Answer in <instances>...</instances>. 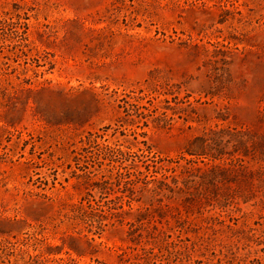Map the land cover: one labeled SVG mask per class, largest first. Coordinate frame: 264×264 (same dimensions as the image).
<instances>
[{"label":"rangeland","instance_id":"1","mask_svg":"<svg viewBox=\"0 0 264 264\" xmlns=\"http://www.w3.org/2000/svg\"><path fill=\"white\" fill-rule=\"evenodd\" d=\"M0 264H264V0H0Z\"/></svg>","mask_w":264,"mask_h":264},{"label":"trees","instance_id":"2","mask_svg":"<svg viewBox=\"0 0 264 264\" xmlns=\"http://www.w3.org/2000/svg\"><path fill=\"white\" fill-rule=\"evenodd\" d=\"M197 143H201L200 145H197L199 148H200V151H194V150H192L191 149V151H189V154L190 155H201V156H206L207 155V153H205L204 152V149L201 147V145L204 143V140L203 139H198L197 140ZM195 144H192V147L194 146ZM198 147H195V148H198ZM104 156V159L105 160H108L109 161V163L112 165V167L113 166H116L117 168H118V170H121V169H124L125 171H128V173L129 174H131L130 173V168L127 166V165H125L126 164V162H128V161H130L131 163V166L134 164V161H133V159H131V156L132 155H129V154H126V152H122V151H114V150H110V151H108L105 155H103ZM115 164H117V165H115ZM146 168V167H145ZM156 172V171H155ZM119 173V172H118ZM117 173V174H118ZM214 178H216L217 179V175H212ZM128 178H130L129 179V181H127V183L126 184H128V185H132V188L131 189H133V186H136L138 183H139V180L137 181V180H134V179H132L131 178V176H129ZM210 179V182H211V184H214V180H212L211 178H209ZM153 181H154V179H153ZM142 183H144L145 185H147L148 183H149V180H145V181H142ZM133 199H129L128 201H126L127 202V206H128V208H129V210L128 211H132V207H131V201H132ZM118 209H121L122 211H124V209H123V205L121 204V205H118ZM148 213H150V215L152 214V212H148ZM141 212H137V214H136V221L137 222H140L143 218H141ZM139 215V216H138ZM157 215L162 219V218H164V217H166V215H164V212H163V210H161V211H159V212H157ZM154 217V216H153Z\"/></svg>","mask_w":264,"mask_h":264}]
</instances>
